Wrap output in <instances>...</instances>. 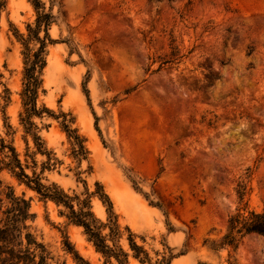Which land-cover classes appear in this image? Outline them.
<instances>
[{"label": "rangeland", "instance_id": "rangeland-1", "mask_svg": "<svg viewBox=\"0 0 264 264\" xmlns=\"http://www.w3.org/2000/svg\"><path fill=\"white\" fill-rule=\"evenodd\" d=\"M39 1L55 15L36 100L50 113L30 125L21 93L26 46L39 45L27 29L35 0H0V139L25 173L89 194L102 222L106 193L129 264H263L257 235L235 250L208 246L237 207L264 209V0ZM9 153L0 150V167ZM25 180L0 169V188L29 201L49 264H84L74 252L116 264ZM128 229L150 263L132 256Z\"/></svg>", "mask_w": 264, "mask_h": 264}, {"label": "trees", "instance_id": "trees-1", "mask_svg": "<svg viewBox=\"0 0 264 264\" xmlns=\"http://www.w3.org/2000/svg\"><path fill=\"white\" fill-rule=\"evenodd\" d=\"M33 5L36 10L34 27L28 24L27 29L29 31V38L34 37L39 45L32 53L31 49L26 46L27 52H25L24 62L25 82L21 93L26 112L25 117L22 119L30 125L32 124L30 121L32 115L40 116L44 111L50 113L45 107L39 109L36 100L42 83L41 73L46 65L44 53L46 41L50 43L55 42L48 34L49 26L55 20V15L51 11L45 12L43 4L39 0H35ZM50 6H52V2ZM41 31L43 32L42 37L39 36ZM27 40H25V43ZM84 91L88 96L86 88H84ZM35 137L38 138V136ZM5 148H8L10 153L7 154L8 161L4 162V166H1L0 169L3 167L8 168L18 179L22 180V178H25V184L39 193L43 198L49 199L57 205L62 204L68 208L69 213L66 217L70 222L83 228L96 251L100 252L106 259L110 261L113 258L116 264H129V253L118 243L122 233L117 222V217L112 211L111 201L106 193L102 192L99 194L103 203L107 204L109 213L107 222H102L91 211V196L89 194L86 198L80 200L78 196H69L55 183L45 186L40 181V177L35 176L31 178L25 173L15 148L5 144L0 139V150ZM96 185L100 186L98 182ZM238 192L239 197L242 198L244 196V188ZM2 195H4L8 204L2 210L3 218L0 224V264H49V260L52 258L51 251L30 230V226L27 224V221L33 219L35 216L30 212L29 201L24 196H16L10 186H7V191H3L0 188V203L3 202ZM75 200L77 208H75V204L73 203ZM105 229H108V231L104 232ZM246 235H257L264 238V209L256 211L249 209L247 206L237 207L227 220L225 233L220 239L211 240L208 247L212 250L219 248H232L235 250L241 239ZM128 245L135 259L140 263H150L148 252L142 246L136 244L131 232L128 236ZM74 254L84 264H88L76 252ZM227 261L228 264H237L235 258H229ZM161 262L164 264L170 263L169 259L164 257Z\"/></svg>", "mask_w": 264, "mask_h": 264}]
</instances>
